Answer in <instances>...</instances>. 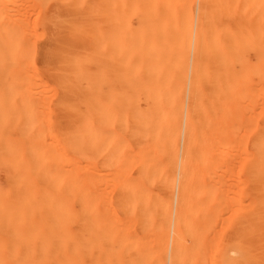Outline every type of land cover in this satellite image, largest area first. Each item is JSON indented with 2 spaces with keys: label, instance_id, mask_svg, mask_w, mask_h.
Masks as SVG:
<instances>
[{
  "label": "bare ground",
  "instance_id": "6f19581e",
  "mask_svg": "<svg viewBox=\"0 0 264 264\" xmlns=\"http://www.w3.org/2000/svg\"><path fill=\"white\" fill-rule=\"evenodd\" d=\"M0 264H264V0H0Z\"/></svg>",
  "mask_w": 264,
  "mask_h": 264
},
{
  "label": "rangeland",
  "instance_id": "374dc122",
  "mask_svg": "<svg viewBox=\"0 0 264 264\" xmlns=\"http://www.w3.org/2000/svg\"><path fill=\"white\" fill-rule=\"evenodd\" d=\"M32 17H35V16H32ZM32 17H31L30 20L35 21V23H37V20H35V18H32ZM238 169H239V168H238Z\"/></svg>",
  "mask_w": 264,
  "mask_h": 264
}]
</instances>
